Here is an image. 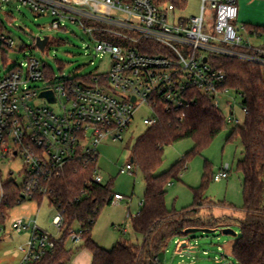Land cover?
<instances>
[{
    "label": "built area",
    "instance_id": "2783aa9c",
    "mask_svg": "<svg viewBox=\"0 0 264 264\" xmlns=\"http://www.w3.org/2000/svg\"><path fill=\"white\" fill-rule=\"evenodd\" d=\"M196 1L200 3L199 14L184 18L178 13L186 9L188 0H0L4 67L8 65L7 53L15 48V41L3 34L14 8L50 15L53 30L66 29L70 23L80 24L92 39L99 33L96 51L112 59L108 73L78 78L59 76L32 55L0 76V152L4 158L20 157L23 162L24 180L17 184L22 200L48 199L55 174L76 160L99 161V148L106 141L124 142L143 107L149 114L142 123L150 128L160 123L161 112L183 122L184 112L204 97L222 111V103L227 106L228 125H241L227 101L232 94L239 99L240 95L227 86V74L217 59L232 58L263 68L264 30L238 27L239 0ZM78 17L93 26L88 27ZM242 31L248 36L246 40ZM37 39V48L46 53L51 38L48 36L43 51ZM36 83L45 86L38 89ZM44 92H51L55 103L41 97ZM36 100L45 105L35 106ZM57 105L58 111L51 110ZM242 111L245 122L248 111L243 107ZM134 168L129 162L119 173L133 175ZM229 171L230 165H226L214 181L221 183ZM94 182H107L99 167ZM2 199L0 180V205ZM124 199L116 193L113 204ZM54 225L62 230V213L55 217ZM12 228L31 233L22 248L20 264H35L56 246L57 239L41 231L36 221L17 219ZM71 237L76 243L83 242L80 233L72 232Z\"/></svg>",
    "mask_w": 264,
    "mask_h": 264
},
{
    "label": "rangeland",
    "instance_id": "374dc122",
    "mask_svg": "<svg viewBox=\"0 0 264 264\" xmlns=\"http://www.w3.org/2000/svg\"><path fill=\"white\" fill-rule=\"evenodd\" d=\"M244 4L242 17L239 18L238 27L247 25L249 27H260L264 29V0H239ZM200 12V3L196 0H188L184 11L179 16L190 18L197 16ZM13 16L6 22L4 36L15 41L14 50L7 53L6 65L0 52V76H4L14 66L23 62L26 57L36 56L46 63L59 76L85 77L92 73H108L112 59L109 54L101 56L96 51V44L100 39L99 33L92 35L84 31L80 24L68 23L66 29L53 30L51 24L53 17L50 15L38 16L28 8L17 11L12 10ZM88 27L93 26L84 18L78 17ZM213 21L210 22L213 25ZM246 40L247 34L242 31ZM51 38L46 53H42L36 46L38 37ZM264 74V67L262 68ZM44 83H36L34 87L42 89ZM228 102L231 103L237 117L243 125L244 114L241 100L232 94ZM35 106H43L45 102L36 100ZM223 112L228 115L229 109L222 103ZM51 110L58 111L59 106H51ZM149 114L147 107H143L135 116V119L125 134L124 142L106 141L99 148L100 174L107 182L112 181L114 192L122 195L125 201L106 207L93 230V239L106 250L112 248L121 240L141 244L142 236L134 232L132 219L140 212L141 204L146 191L142 173L134 168L133 175H121L119 170L125 167L131 160V149L138 137L145 131L146 127L142 119ZM236 127L229 124L201 154L193 157L186 170L181 174L180 180L174 181L168 188L166 204L169 210L179 213L189 209L194 204L195 190L203 184L205 168L207 165L212 172L217 174L226 165H230L228 178L221 183L209 181L203 192V197L208 200L200 209V216L205 220L215 218L224 221L226 217L242 219L244 216L243 205V176L237 171V164L243 159V147L240 140L228 142V138ZM194 148V141L183 140L165 148L164 162L158 173L168 172L177 162L184 158ZM23 162L20 157H3L0 152V180L1 188L5 183L14 181L21 185L24 180ZM57 210L51 206L48 199L41 204L36 201H27L24 205L6 211L4 223L0 224V264H20L24 254L22 248L30 240L29 231L18 233L12 228V223L17 219L25 222L36 221L38 228L51 235L55 239L62 238L61 231L54 225ZM225 223L218 228L214 234L197 233L188 235L184 239H174L169 242L167 249L160 255V264H239L231 255L232 249L237 242L240 228L237 225L230 227L237 236L223 235L222 230ZM222 226V227H221ZM123 229L127 230L124 234ZM80 231L78 223L72 227V232ZM187 246H183V244ZM84 242L76 243L70 237L66 241V247L76 252L77 248Z\"/></svg>",
    "mask_w": 264,
    "mask_h": 264
},
{
    "label": "trees",
    "instance_id": "16d2710c",
    "mask_svg": "<svg viewBox=\"0 0 264 264\" xmlns=\"http://www.w3.org/2000/svg\"><path fill=\"white\" fill-rule=\"evenodd\" d=\"M217 63L227 74V86L240 95L241 106L248 111L244 124L234 127L228 138V142L240 140L243 147V159L237 164V171L243 176V218L226 217L222 222L200 216V209L208 202L203 192L216 175L209 165L205 168L202 186L195 190L193 206L181 213L167 207L169 186L180 180L190 160L209 148L229 126L224 112L200 97L197 106L184 112L183 122L174 115L161 112L160 123L146 128L131 149L133 165L142 173L146 187L140 213L131 217L134 232L142 236V243L121 240L112 250H106L94 241L93 230L102 211L113 205L116 193L112 181L94 182L98 160H76L55 174L50 183L48 201L62 213V238L35 264L69 263L72 251L66 247V241L71 237L75 223L79 225L78 233L82 235L84 247L93 256V264H160V255L169 242L186 238L187 229H219L222 223H225L222 228L234 225L240 228L231 252L239 264H264V74L260 66L237 59H217ZM186 139L194 141L193 150L168 172L159 174L165 148ZM2 191L0 224L5 221L6 211L26 203L14 181L5 183ZM42 201V197L36 199L39 204Z\"/></svg>",
    "mask_w": 264,
    "mask_h": 264
},
{
    "label": "water",
    "instance_id": "95a60500",
    "mask_svg": "<svg viewBox=\"0 0 264 264\" xmlns=\"http://www.w3.org/2000/svg\"><path fill=\"white\" fill-rule=\"evenodd\" d=\"M48 36L44 38V40H41V38L37 39V43L40 47V49L43 51L45 49V46L48 42ZM41 97L47 98L50 102L55 103V98L51 92H44L41 94ZM131 162L133 163V159H131ZM219 229H210V228H190L186 230V235H195L197 233H204V234H214L218 232ZM223 235H229V236H237V233H235L231 228H223L220 230ZM187 246V244H183L182 247Z\"/></svg>",
    "mask_w": 264,
    "mask_h": 264
},
{
    "label": "crops",
    "instance_id": "0c3cea01",
    "mask_svg": "<svg viewBox=\"0 0 264 264\" xmlns=\"http://www.w3.org/2000/svg\"><path fill=\"white\" fill-rule=\"evenodd\" d=\"M244 4H241L240 5V2H239V8H240V15H239V18L242 17V12H243V8H244ZM247 26V25H246ZM131 162V160H130ZM125 201V199H124ZM123 201V202H124ZM122 203V202H121ZM142 206V204H141ZM141 210V209H140ZM140 212H138L139 214ZM137 214V215H138ZM136 215V216H137ZM128 216L133 217L131 214H129ZM96 242V241H95ZM97 243V242H96ZM98 244V243H97ZM99 245V244H98ZM100 247L104 248L103 246L99 245ZM105 249V248H104ZM72 251V257H71V260L69 261L68 264H93V256L91 254V252L86 248L84 247V245H81L80 247L77 248L76 252L73 251V250H70Z\"/></svg>",
    "mask_w": 264,
    "mask_h": 264
}]
</instances>
